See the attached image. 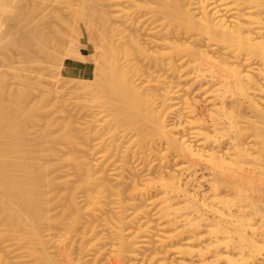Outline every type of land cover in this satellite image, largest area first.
<instances>
[{"label":"bare ground","instance_id":"obj_1","mask_svg":"<svg viewBox=\"0 0 264 264\" xmlns=\"http://www.w3.org/2000/svg\"><path fill=\"white\" fill-rule=\"evenodd\" d=\"M63 1L110 66L94 53V80L64 88L88 99L104 68L117 84L83 122L37 128L55 95L36 107L31 77L13 90L0 70V264H264V0Z\"/></svg>","mask_w":264,"mask_h":264},{"label":"rangeland","instance_id":"obj_2","mask_svg":"<svg viewBox=\"0 0 264 264\" xmlns=\"http://www.w3.org/2000/svg\"><path fill=\"white\" fill-rule=\"evenodd\" d=\"M8 1H10V2H7V0H4V2H6V3H8V4H10V5H8V4H4V6L6 5L7 7L8 6H10L9 8H11V9H8V8H5L4 9V11H3V13H5L6 12V10H9L8 12H6V14L4 15L3 13V15L4 16H2V14H1V18H0V23H1V25L0 26H2V24H4L3 25V27H1V30H0V35L2 36V38H1V36H0V46H2L1 48H0V57H2V58H0V70L1 71H3L5 74L6 73H9L8 75H6V81L5 80H3V81H5L4 83H2L4 86L3 87H5V88H7V87H9V89H13V87L15 88V90L16 89H18L19 87H21L20 86V84L21 83H19V82H21L20 81V78H19V74L21 75V74H23V75H25L24 73H26V75H28L29 77H31V82L32 83H30V85L31 86H29V88L32 90H30L31 91V102H33V103H35L34 105H37L36 107H38V104L40 103L41 104V106L39 105V107H42L46 102L47 103H49V101H47L46 100V102H45V100L44 99H48L50 96H51V98L53 99V97H54V95H55V97H54V101L53 100H51L50 98H49V100L52 102V104H51V102L48 104V105H44L45 107H43V108H38V109H40L39 111H42L41 112V116L39 117V119L37 120V122H36V127L38 128V124H40L41 123V121H42V119H43V123H41L40 125L42 126V125H44L45 123H52L53 125H51V127L53 126L55 129H56V126L58 127L59 125H60V129L61 128H63L64 127V125L66 124V120H68L67 118H69V119H71V117H72V119L74 120L75 118H77V117H79L78 119L80 120V123H81V121L83 122L84 120V115L87 113V112H90V111H92V109L91 108H93V110L96 108V102H98V103H100L101 101V96H102V94H104V92L106 93V88H105V90H104V92H102L101 91V89L102 88H104V87H100V85L102 86V83H105V84H108L109 85V83H106V77L107 78H110V73H111V71L109 70V72H108V70L107 69H110V68H104V66L105 67H108L109 66V62L107 61L108 59L107 58H105L106 57V54L104 55V54H102V51H105L104 53H106V51H108V50H106V47H105V50H104V48H102L101 46H102V42H100L99 40H101V39H99V40H96V39H94L95 38V36H96V38H98V33H97V31H96V28H95V26H93V24H91V20H89V17H88V20H87V17L84 19L83 18V20L81 21V17L83 16V15H81V17H78L79 19H76L75 21L76 22H74L76 25H74L73 26V28H68L69 27V25H68V27L66 26L67 25V23H65V21L63 22V24L65 25H63L62 24V18H59V17H61L62 15H60L61 14V12H58L57 11V14L55 13L56 12V10L55 9H53V6H54V4L55 5H58V2L61 4V6H62V1L63 0H58V2L56 1V0H50V1H52L54 4H52V2L50 3V1H45V0H36V4H34L33 2H32V0H31V3L33 4L32 6H31V9H29V7H30V5H31V3H30V0L28 1V0H8ZM21 1H23L24 3H22ZM35 1V0H34ZM39 1V2H38ZM42 1H45L44 2V4H46V2H47V4L46 5H44L43 4V2ZM54 1H56V2H54ZM29 2V3H28ZM63 2H65V1H63ZM15 4V6L13 5V6H11V4ZM43 4L44 6H43V9L41 8L40 10V12H37V13H39V14H37L36 13V15H35V17H34V14H33V9H38L39 8V6L41 5V4ZM67 3V2H66ZM66 3H64L63 5H65ZM90 3V2H89ZM25 4V5H24ZM39 5V6H37L38 8H33L32 9V7L34 6V5ZM60 4H59V6H60ZM19 5H20V7H19ZM23 5V6H22ZM28 5H29V7H28ZM49 5V6H48ZM53 5V6H52ZM17 6V7H16ZM27 6V7H26ZM42 6V5H41ZM60 6V7H61ZM13 7V8H12ZM15 7V8H14ZM25 7V8H24ZM34 7H36V6H34ZM48 7H51V8H49L50 10H48L47 8ZM56 7V6H55ZM58 7V6H57ZM25 9V10H23V9ZM106 8V7H105ZM14 9L16 10L15 12H11L12 10L14 11ZM19 9V10H18ZM20 9H22L21 11H20ZM31 10L30 12H27V10ZM52 9H53V12H52ZM39 10V9H38ZM43 10V11H42ZM46 10V11H45ZM47 10H48V12H47ZM20 12V14H19V16H18V13ZM34 11H37V10H34ZM24 12H26V13H24ZM41 12L43 13L44 12V16H43V14H41ZM49 12H52V13H49ZM21 13H22V15H21ZM24 13V14H23ZM28 13V14H27ZM32 13V14H31ZM54 13L56 14L55 16H54ZM45 14H46V16H45ZM51 16H50V15ZM17 15V16H16ZM28 15V16H27ZM33 15V16H32ZM38 15V16H37ZM59 17H58V16ZM37 16V17H36ZM39 16H40V18H41V16H42V20L39 18ZM61 20L60 21V23H58L59 21V19H56L57 17ZM7 17V18H6ZM19 17L21 18L20 20H19ZM24 17V18H23ZM28 17V18H27ZM33 17V18H32ZM45 17V18H44ZM47 17H49V18H47ZM84 17H85V15H84ZM6 18V19H5ZM9 18V19H8ZM29 18H30V20H29ZM36 18V19H35ZM39 18V19H38ZM54 20H53V19ZM95 18V17H94ZM3 19V20H2ZM16 19V20H15ZM45 21H44V20ZM48 19V20H47ZM13 22H12V21ZM32 20V24H31V21ZM33 20H35V22L33 21ZM37 20H39V21H37ZM50 20V21H49ZM78 20V21H77ZM17 21V22H16ZM27 21H29L30 22V24H29V22H27ZM46 21L48 22V23H46ZM83 21H85L83 24H82V22ZM95 21H96V19H95ZM5 22H6V24H5ZM9 22V23H8ZM10 22H12V24L10 23ZM15 22V23H14ZM20 22H21V25H20ZM40 24H39V23ZM43 22V23H42ZM78 22V23H77ZM18 23V24H17ZM22 23H28V24H25V26L27 25L28 26V28H27V30H25L24 31V29H26L25 28V26H24V24H22ZM73 23V24H74ZM7 24H8V26H7ZM35 24V26H38V27H33V25ZM46 24L49 26V28H47L48 26H46ZM52 24V25H51ZM56 24H58V25H56ZM72 24V25H73ZM90 24V25H89ZM10 25H14V26H12V27H9ZM54 25V26H53ZM55 25H56V29H55ZM71 25V24H70ZM4 26H5V28H4ZM23 28H22V27ZM30 26L33 28H30ZM45 26V27H44ZM61 26V27H60ZM8 27V28H7ZM21 27V28H20ZM43 27H44V29H46V30H43ZM51 27V28H50ZM53 27V28H52ZM15 28V29H14ZM35 28V29H34ZM66 29V31L64 30V29ZM5 29V30H4ZM14 31H13V30ZM18 29V30H17ZM29 29H32L30 32H33V33H30L29 32ZM38 29V30H37ZM60 29V30H59ZM20 30V31H19ZM37 30V31H36ZM41 30V31H40ZM43 30V31H42ZM48 30V31H47ZM49 30H50V32H49ZM52 30H54L53 32L54 33H51V31ZM70 30V31H69ZM1 31H3V32H1ZM25 33H24V32ZM37 33H36V32ZM39 31H40V33L42 34H40L39 33ZM45 31V32H44ZM56 31V32H55ZM61 33H60V32ZM62 31H64L65 33H62ZM73 31H74V33H73ZM6 32V33H5ZM10 32H13V34L12 33H10ZM58 32V33H57ZM70 32V33H69ZM3 33V34H2ZM10 33V34H9ZM21 34V35H17V34ZM29 33V34H28ZM35 33H36V35H35ZM44 33V34H43ZM49 35H48V34ZM51 33V34H50ZM57 33V34H56ZM68 33V34H67ZM77 34V35H74V34ZM89 33H90V35H89ZM23 34V35H22ZM31 34V35H30ZM34 36H33V35ZM47 34V35H46ZM55 36H54V35ZM71 36H70V35ZM91 34H93V35H95V36H92ZM13 35H15V36H13ZM17 35V36H16ZM27 35V36H26ZM30 35V36H29ZM53 35V36H52ZM69 35V36H68ZM89 35V36H88ZM4 36V37H3ZM12 36V37H11ZM21 37V39L20 40H18L19 39V37ZM37 36H39V37H37ZM45 36V37H44ZM49 36V37H48ZM74 36H75V38H74ZM94 37L93 39H92V37ZM18 39H17V38ZM28 37V38H27ZM47 37V38H46ZM68 37V38H67ZM116 37V36H115ZM114 37V38H115ZM4 38V39H3ZM14 38V39H13ZM30 38H35L34 40L32 39V41H31V39ZM37 38V39H36ZM42 38V39H41ZM67 38V39H66ZM72 38V39H71ZM3 39V40H2ZM48 41H47V40ZM52 39V40H51ZM58 39V40H57ZM71 39V40H70ZM36 40V41H35ZM37 40H38V44H36L35 42H37ZM42 40V41H41ZM57 40V41H56ZM64 40V41H63ZM96 40V41H95ZM115 40H116V38H115ZM118 40V39H117ZM116 40V41H117ZM7 41V42H6ZM19 41V42H18ZM44 41V42H43ZM115 41V42H116ZM7 43V45L6 44H4L3 45V43ZM13 44H12V43ZM17 42V43H16ZM31 44H30V43ZM50 42V43H49ZM57 42H59V43H57ZM46 43H48V44H46ZM53 43H54V45H53ZM56 43V44H55ZM68 43V44H67ZM118 42H116V44H117ZM14 44L15 45H18V46H16L15 48H14ZM22 44H24L23 46H22ZM26 44H28V46H26ZM30 44V45H29ZM36 44V45H35ZM63 44V45H62ZM97 44V45H96ZM115 44V43H114ZM10 46L11 45V47H13V49L11 48V51L10 50H8V49H10V47L8 48V47H6V46ZM13 45V46H12ZM33 45V46H32ZM38 45V46H37ZM39 45H40V48H39ZM47 46L46 48H44L45 46ZM49 45V46H48ZM51 45H53V46H51ZM59 45H61L60 47H59ZM3 46H5V48L3 47ZM22 46V47H21ZM31 46V47H30ZM56 46V47H55ZM19 47V48H18ZM44 48V49H46V51L44 50V49H41V48ZM55 47V48H54ZM63 47V48H62ZM99 47H101V48H99ZM115 47H116V45H115ZM6 48H7V50H6ZM18 48V49H17ZM22 48H23V50H22ZM27 49V51L25 50V49ZM37 48V49H36ZM86 49L88 52H90L91 53V55H92V62H93V73H92V76L89 78V79H93L94 77H95V75H96V69H97V67H96V62H95V55H94V53H97V54H99V56H97V57H99V58H104V59H102L101 61H104V62H102V63H105V65L104 64H102L101 63V65H104V66H102V68H104V70H105V72H106V74H105V72L104 71H100L101 73H104L105 74V77H104V79H101L102 78V76H101V78H100V82L102 81V83H100L99 85H95L96 87H97V89H99V90H91L89 93V95H87V98L88 99H83L82 100V98L80 99V98H76L77 96H75V94L73 93V92H69V89H67L68 88V85H66V86H64V84L66 83L67 84V82L65 81L64 82V79L66 80L67 78L66 77H68V76H65V75H62L61 74V71H60V69L61 68H58V67H62V65H63V63H64V61L66 60V59H69V58H72V57H74V58H78V57H81V54H82V51H83V49ZM102 49V51L101 50H99L100 52H101V55H104L105 57H102V56H100V52H98V50L97 49ZM15 49V50H14ZM21 51H20V50ZM32 49V50H31ZM40 49V50H39ZM53 50V51H51V50ZM95 49V50H94ZM41 50H42V53H40L41 52ZM50 50V51H49ZM29 51V52H28ZM44 51V52H43ZM48 51H49V53H48ZM11 52V53H10ZM14 52H16V53H14ZM23 52V54H21ZM31 52V53H30ZM37 52V53H36ZM39 52V53H38ZM47 52V53H46ZM3 53V54H2ZM18 53V54H17ZM28 53V54H27ZM47 55H46V54ZM58 53H59V55H58ZM14 54V55H13ZM41 54V55H40ZM54 54V55H53ZM107 54H108V52H107ZM15 57H13V56ZM18 55V56H17ZM21 55V56H20ZM29 55V56H28ZM36 55H37V57H36ZM49 55V56H48ZM61 55V56H60ZM64 55V56H63ZM94 55V56H93ZM24 56V57H23ZM57 56V57H56ZM4 57V58H3ZM16 57L19 59H17L16 60ZM26 57V58H25ZM59 57V58H58ZM11 58H13V59H11ZM5 61H4V60ZM39 59H41V60H39ZM11 60V61H10ZM15 60V61H14ZM13 61V62H12ZM24 63H23V62ZM27 61V62H26ZM32 61V62H31ZM40 61V62H39ZM43 61V62H42ZM60 61V62H59ZM23 64H22V63ZM34 62H36V63H34ZM44 62H45V64H46V66H45V64H44ZM48 62V63H47ZM34 63V64H33ZM42 63V64H41ZM49 63H51L50 65H49ZM20 64V65H19ZM38 64L40 65V66H38ZM48 64V65H47ZM52 64L53 65H55L54 67L52 66ZM57 64H60V66H58ZM106 64H108V65H106ZM6 65V66H5ZM15 65V66H14ZM23 65V66H22ZM13 68H12V67ZM16 66H19V67H17L16 68ZM22 66V67H21ZM58 66V67H57ZM95 66V67H94ZM9 67H11L12 69H9ZM24 67V68H23ZM39 67H41V68H39ZM110 67V66H109ZM6 68V69H5ZM18 68H19V70H18ZM29 68V69H28ZM35 68H36V70H35ZM45 70H44V69ZM48 68V69H47ZM53 68V69H52ZM95 68V69H94ZM8 69V70H7ZM14 69V70H13ZM15 69H16V71H15ZM21 69H23V70H21ZM42 69V70H41ZM55 69V70H54ZM47 70V71H46ZM57 70H59V71H57ZM0 71V72H1ZM8 71V72H7ZM11 71H12V73H11ZM30 71V72H29ZM36 71V72H35ZM39 71V72H38ZM44 71V72H43ZM50 71H52V72H50ZM94 71L96 72V73H94ZM98 71V70H97ZM15 72V73H14ZM42 72H43V74H42ZM46 72V73H45ZM2 73V72H1ZM4 73H2V74H4ZM52 73V74H51ZM1 74V75H2ZM12 74V75H11ZM13 74L15 75V76H13ZM43 76H42V75ZM57 74V75H56ZM1 75H0V77H1ZM17 75V76H16ZM32 75V76H31ZM53 75V76H52ZM54 75H56V77L54 76ZM107 75V76H106ZM4 76V75H3ZM2 76V77H3ZM104 76V75H103ZM9 77H11V79H9ZM37 78V79H33V78ZM40 77H42V78H40ZM63 79H62V78ZM14 78V79H13ZM43 78H44V80H43ZM49 78V79H48ZM40 79V80H39ZM52 79V80H51ZM58 79L60 80V81H58ZM106 79V80H105ZM112 79L113 80H111V81H115V79L112 77ZM35 80H36V83H35ZM55 80V81H54ZM63 80V81H62ZM94 80V79H93ZM3 81H0V82H3ZM34 81V82H33ZM38 81V82H37ZM42 81V82H41ZM45 81H46V83H45ZM52 81V83H50ZM105 81V82H104ZM110 81V79H108L107 80V82H109ZM110 81V82H111ZM12 82V83H11ZM53 82H54V84H53ZM59 82V83H58ZM60 82H63V83H61L60 84ZM116 82V81H115ZM7 83V84H6ZM14 83V84H13ZM37 83H40V84H37ZM112 84L111 85H109V87H110V89H109V92L111 91V87H112V85L115 87L116 85H115V83L114 82H111ZM2 84L0 83V87H2ZM12 84V85H11ZM35 84V85H34ZM38 86H37V85ZM45 84V85H44ZM116 84H117V82H116ZM17 85V86H16ZM32 85H34V86H36V87H34V86H32ZM40 85V86H39ZM50 85V86H49ZM53 85V86H52ZM63 85V86H62ZM7 86V87H6ZM44 86H45V88H44ZM59 86H60V88H59ZM95 86H92L93 88L95 87ZM105 86V85H104ZM34 87V88H33ZM41 87H43V88H41ZM51 89H49V88ZM64 87H67V88H64ZM106 87V86H105ZM108 87V86H107ZM4 88V89H5ZM40 88L41 89H43L42 91L40 90ZM65 90H64V89ZM91 88V87H90ZM36 89V90H35ZM47 89H49V90H47ZM52 89H53V91H52ZM55 89H57V90H55ZM108 89V88H107ZM14 90V89H13ZM35 90V91H34ZM45 90V91H44ZM48 91V93H50L49 94V97H46V96H48V94L46 93L47 91ZM60 90V91H59ZM64 90V91H63ZM51 91V92H50ZM71 91V90H70ZM96 91V92H95ZM99 91H101V92H99ZM41 92H42V94H41ZM54 94H53V93ZM55 92H57V93H55ZM67 92V93H66ZM91 92H95L94 94H92ZM97 92H98V94H97ZM62 93V94H61ZM69 93V94H68ZM101 93V94H100ZM37 94V95H36ZM41 94V95H40ZM44 94H45V97L46 98H44ZM61 94V95H60ZM65 94V95H64ZM67 94V95H66ZM95 94H97V95H95ZM100 94V95H99ZM107 95H108V90H107V93H106ZM110 94V93H109ZM36 97H35V96ZM41 97L42 96V98H44L43 100H44V102H43V100H41V98L39 97V96ZM64 96V97H63ZM91 96V97H90ZM95 96L97 97V98H100V100L99 99H96L95 98ZM98 96H100V97H98ZM104 96H105V94H104ZM33 97V98H32ZM56 97H58V99L56 98ZM92 97H94V101H92ZM106 97V96H105ZM109 97V96H108ZM107 97V98H108ZM35 98V99H34ZM62 98V100H60ZM103 98V97H102ZM57 99V100H56ZM68 99V100H67ZM96 99V100H95ZM30 100V99H29ZM35 100H36V102L38 103H36L35 102ZM42 101V102H39V101ZM88 100V101H87ZM98 100V101H97ZM102 100H105V99H102ZM58 101H60L61 103L64 101V103H63V105L59 102L58 103ZM69 101V102H68ZM91 101V102H90ZM100 101V102H99ZM67 102V103H66ZM94 103V104H91V103ZM46 103V104H47ZM66 103V104H65ZM77 103V104H76ZM51 104V105H50ZM58 104H61V106L60 105H58ZM74 104V105H73ZM79 104V105H78ZM88 104V105H87ZM60 106V108L59 107H57V106ZM64 105H66V106H64ZM71 105H73V106H71ZM75 105H76V108L77 109H75ZM77 105H78V107H77ZM94 105V106H93ZM51 106V107H50ZM71 106V107H70ZM80 106V107H79ZM88 106L90 107L89 109H88ZM50 107V108H49ZM54 109H53V108ZM68 109H67V108ZM74 107V108H73ZM70 108H71V110L73 109L74 111H75V113L77 112V114H78V112H79V114H78V116H76L77 114H75L74 113V115H72L73 114V112L74 111H71L70 110ZM64 109V110H63ZM79 109H80V111H79ZM49 110V111H48ZM55 112H54V111ZM60 110H61V112H60ZM64 111V113L61 115L60 113H62L63 111ZM67 110H68V113H67ZM82 110H83V112H82ZM48 112H49V114H48ZM40 113V112H39ZM46 114L45 116H43L44 114ZM52 113V114H51ZM72 113V114H71ZM84 113V115H80V114H83ZM66 114H67V116H66ZM52 115H54V116H52ZM57 115H59L58 117H55V116H57ZM72 115V116H71ZM80 115V116H79ZM46 116H48V117H46ZM76 116V117H75ZM81 116H82V120L80 119L81 118ZM43 117V118H42ZM55 117V118H54ZM63 119H62V118ZM65 117H66V119H65ZM46 118V119H45ZM53 118V119H52ZM85 118H86V116H85ZM49 119V120H48ZM65 119V120H64ZM50 120H53V121H50ZM57 121V123H56V121ZM60 120V121H59ZM76 121H77V119H75ZM47 121V122H46ZM76 121H74V122H76ZM45 122V123H44ZM54 122V123H53ZM79 122V121H78ZM78 122L76 123V125H78ZM59 123V124H58ZM57 124V125H56ZM63 124V126H61ZM39 125V126H40ZM81 125V124H80ZM50 127V128H51ZM57 130V129H56Z\"/></svg>","mask_w":264,"mask_h":264},{"label":"crops","instance_id":"obj_3","mask_svg":"<svg viewBox=\"0 0 264 264\" xmlns=\"http://www.w3.org/2000/svg\"><path fill=\"white\" fill-rule=\"evenodd\" d=\"M92 60L91 53L84 48L81 57H72L64 61L60 69L61 74L65 76L89 79L93 73Z\"/></svg>","mask_w":264,"mask_h":264}]
</instances>
